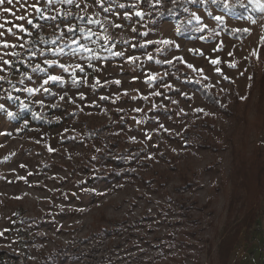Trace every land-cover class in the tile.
<instances>
[{
    "label": "rangeland",
    "instance_id": "rangeland-1",
    "mask_svg": "<svg viewBox=\"0 0 264 264\" xmlns=\"http://www.w3.org/2000/svg\"><path fill=\"white\" fill-rule=\"evenodd\" d=\"M185 1L183 16L156 29L137 19L147 8L123 0L0 3V264H224L221 246L247 214L232 173L255 150L264 155L251 88L256 65L263 68L264 0ZM161 3L150 0L149 10ZM180 21L195 24L190 34ZM141 43L156 46L143 53ZM196 81L222 95L234 117L204 100L189 85ZM59 106L118 132L117 116L126 119L124 150L143 145L150 160L134 171L164 170L165 186L98 162L87 170L85 131ZM161 108L173 115L155 114ZM194 108L215 121L214 131L200 130L219 151L181 137L193 120L181 115ZM185 177L194 186L177 192ZM177 201L191 206V223ZM255 210L227 264H264V200Z\"/></svg>",
    "mask_w": 264,
    "mask_h": 264
},
{
    "label": "trees",
    "instance_id": "trees-1",
    "mask_svg": "<svg viewBox=\"0 0 264 264\" xmlns=\"http://www.w3.org/2000/svg\"><path fill=\"white\" fill-rule=\"evenodd\" d=\"M126 4L127 9H136L138 7L147 8L148 11L144 13V17H137L138 21L145 23L151 29L158 28L164 22H168L173 19H178L184 15L185 7L187 5V1L181 0L179 2H173L171 0H165L166 3H161V7L158 11L149 10V2L150 0H123ZM245 14V13H243ZM181 29L184 33L190 34L195 27L194 23H188L186 21H180ZM224 30L234 37L244 38L248 35L247 31L236 32L231 28L224 27ZM142 32L136 30L137 41H140L142 38ZM142 42V41H141ZM261 48L264 54V39L261 41ZM156 45L141 43L139 46L140 50L143 53H147L149 48H154ZM263 68L260 69L259 66L256 65L255 71L252 74V82L251 88L254 90L258 89L259 98L256 103V118H255V126L257 132L264 130V58H263ZM195 90L199 92V94L206 100L209 104L215 106L220 111L225 113L228 117H234L235 113L232 110V105L227 104L226 101H222V95L216 93L214 90L206 88L202 85L201 82H193L189 84ZM172 93L180 94V89L173 90ZM236 102H240L241 98L239 95L234 96ZM59 108L65 112V117L67 119H71L72 121L78 123L85 131L81 143L88 147L90 154L88 155V162H85L83 166L87 168V170L91 169V165L96 164L97 162L100 164L102 168L106 166H114L123 169L126 175L136 176L144 185L150 186L154 183L155 188H162L166 184V172L163 170H154L153 175L151 177H145L141 174H137L134 169L135 168H144L150 164V160L148 158H144L143 155L146 153V147L143 145H134L129 146L126 150H124V144H126L129 140V135L127 133L129 122L126 119L119 118L117 109H115V113L117 116L118 124L122 127L123 131L118 132L113 130V125L109 122H89L87 116L77 109L76 107L71 106H59ZM155 114H162L164 116L173 115L172 110L159 109L155 112ZM230 115V116H229ZM184 118H192L193 120L188 124V126L182 131L181 137L184 138L188 143L195 142L196 138H201L202 142L200 143L203 148H210L211 150L217 152L221 149V146L217 143H213L210 140L203 138L202 131L200 127L208 128L209 132L215 130V121L210 120L208 116L203 115L200 109L194 108L192 111L182 114ZM232 116V117H231ZM245 116H243V119ZM149 122H154L152 117H146ZM237 122H240V118L236 119ZM195 135V137H194ZM198 135V136H196ZM168 137L173 138L175 140H179L181 137H175L171 134H168ZM100 144V146H98ZM255 150L252 153V157L249 159L248 163L246 161H242L240 165H237L235 171L232 173V182L233 188L239 189L243 188L245 191L244 203L242 204V208H244L247 212L245 217L237 224L236 232L233 236L228 238V241H224L221 246V259L224 264H227L230 253L234 247V244L239 237V233L244 227H249L250 224L256 221L257 214L255 213V207H258V204L261 200H264V155L257 153ZM128 153V154H127ZM171 169L174 166H170ZM114 170L110 171L108 177H114L116 175L113 173ZM194 183L189 178H184V183L175 187L177 192L180 193L185 192L189 188L193 187ZM236 196L232 198L230 211L232 212L236 202ZM196 203V202H194ZM176 204L182 210V214L185 215V219L188 222L193 221V216L190 214L191 206L187 205L186 202L177 201ZM208 206L204 205L201 209H206ZM103 231L111 232V228L102 227ZM7 254V252L0 251V259H2L3 255ZM10 256H13L10 254ZM53 264V263H50ZM177 264H182V262H178Z\"/></svg>",
    "mask_w": 264,
    "mask_h": 264
},
{
    "label": "snow or ice",
    "instance_id": "snow-or-ice-1",
    "mask_svg": "<svg viewBox=\"0 0 264 264\" xmlns=\"http://www.w3.org/2000/svg\"><path fill=\"white\" fill-rule=\"evenodd\" d=\"M4 0H0V3H3ZM9 3H11V0H8ZM52 79H57V77H52Z\"/></svg>",
    "mask_w": 264,
    "mask_h": 264
}]
</instances>
